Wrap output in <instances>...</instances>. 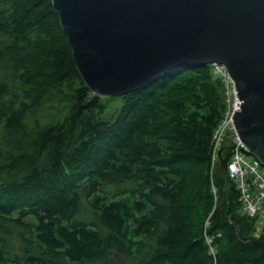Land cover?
<instances>
[{
    "label": "trees",
    "instance_id": "obj_1",
    "mask_svg": "<svg viewBox=\"0 0 264 264\" xmlns=\"http://www.w3.org/2000/svg\"><path fill=\"white\" fill-rule=\"evenodd\" d=\"M113 97L84 81L53 0H0V264H264L229 144L212 174L211 64Z\"/></svg>",
    "mask_w": 264,
    "mask_h": 264
},
{
    "label": "water",
    "instance_id": "obj_2",
    "mask_svg": "<svg viewBox=\"0 0 264 264\" xmlns=\"http://www.w3.org/2000/svg\"><path fill=\"white\" fill-rule=\"evenodd\" d=\"M53 3L77 68L98 95L135 91L172 70L226 64L242 102L235 127L264 165V0Z\"/></svg>",
    "mask_w": 264,
    "mask_h": 264
},
{
    "label": "built area",
    "instance_id": "obj_3",
    "mask_svg": "<svg viewBox=\"0 0 264 264\" xmlns=\"http://www.w3.org/2000/svg\"><path fill=\"white\" fill-rule=\"evenodd\" d=\"M211 71L224 88L225 109L215 128L212 146V174L217 162L222 161L224 146L229 144L226 173L234 182L241 203V212L255 218L254 235L264 233V165L242 140L235 127L236 111L241 109V100L235 80L224 63H212ZM236 145V146H235ZM234 146V147H232ZM221 155V156H220ZM216 193V187L213 186ZM210 253L216 255L212 237H207Z\"/></svg>",
    "mask_w": 264,
    "mask_h": 264
},
{
    "label": "rangeland",
    "instance_id": "obj_4",
    "mask_svg": "<svg viewBox=\"0 0 264 264\" xmlns=\"http://www.w3.org/2000/svg\"><path fill=\"white\" fill-rule=\"evenodd\" d=\"M101 96V95H100ZM114 96H117V95H114ZM103 97H109V98H111L112 100H117V97H113V96H103ZM114 104H115V102L113 101L112 102V105L109 107L110 108V110H112V108L114 107ZM216 167V166H215ZM215 167H214V170H215ZM213 193H214V190H213ZM215 200H216V198H215ZM215 204H216V201H215ZM215 206V205H214ZM208 237V236H207ZM207 237H206V239H207ZM18 249H19V244H18V242H16L15 243V245H14V250H16V251H18ZM216 249V248H215Z\"/></svg>",
    "mask_w": 264,
    "mask_h": 264
}]
</instances>
